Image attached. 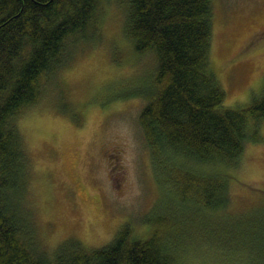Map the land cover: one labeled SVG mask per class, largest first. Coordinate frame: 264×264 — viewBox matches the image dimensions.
<instances>
[{
	"label": "rangeland",
	"instance_id": "obj_1",
	"mask_svg": "<svg viewBox=\"0 0 264 264\" xmlns=\"http://www.w3.org/2000/svg\"><path fill=\"white\" fill-rule=\"evenodd\" d=\"M122 1L100 0L99 36L69 41L66 64L47 80L40 101L18 116L32 159L24 193L35 228L30 244L53 253L73 238L97 248L127 226L141 238L175 234L168 246L179 264H246L238 252L254 264L220 233L264 217V141L247 143L237 169L224 166L233 177L227 209L183 199L158 183L139 122L147 103L140 91L157 58L137 53L126 38ZM212 6L211 63L226 90L225 105L248 104L264 90V0H213ZM164 215L182 224L150 227L149 219ZM203 216L223 226L212 220L207 227Z\"/></svg>",
	"mask_w": 264,
	"mask_h": 264
},
{
	"label": "trees",
	"instance_id": "obj_2",
	"mask_svg": "<svg viewBox=\"0 0 264 264\" xmlns=\"http://www.w3.org/2000/svg\"><path fill=\"white\" fill-rule=\"evenodd\" d=\"M122 2L126 38L137 53L157 58L154 76L140 91L147 103L139 122L158 183L183 199L227 209L233 177L224 166L237 169L247 143L264 141V90L248 104L225 105L226 90L211 63L213 0ZM100 5V0H0V264H179L168 246L175 234L141 238L127 226L97 248L71 238L51 253L29 241L35 228L24 193L32 159L18 116L40 101L47 80L66 64L69 41L99 36ZM202 219L207 227L212 220L223 226L213 217ZM149 221L154 228L183 220L164 215ZM235 226L220 235L233 238L232 250H247L254 264H264V217Z\"/></svg>",
	"mask_w": 264,
	"mask_h": 264
}]
</instances>
